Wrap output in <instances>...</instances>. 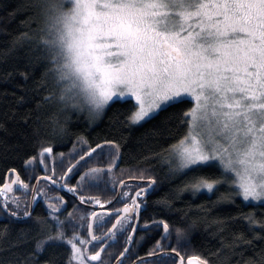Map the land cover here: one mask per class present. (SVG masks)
<instances>
[{
    "label": "snow or ice",
    "instance_id": "obj_1",
    "mask_svg": "<svg viewBox=\"0 0 264 264\" xmlns=\"http://www.w3.org/2000/svg\"><path fill=\"white\" fill-rule=\"evenodd\" d=\"M35 8L42 24L34 36L24 35L42 49L44 76L58 89L42 79L33 90L37 119L50 103L90 122L131 104L129 127L175 110L184 131L157 155L167 179H179L176 193L239 199L253 211L230 217L238 225L231 244H264V0H36ZM52 124L63 137L65 125L58 118ZM34 136L0 179L7 220L0 238L14 234L0 249V264H213L184 254L193 225L144 218L163 180L119 168V141L92 146L79 136L66 155L41 138L39 125ZM125 171L140 183H126ZM93 189L109 195L102 199ZM40 203L43 215L36 214ZM155 204L171 208L167 197ZM118 237L123 243L112 254ZM56 247L65 248L59 259L49 254ZM249 264H264V256Z\"/></svg>",
    "mask_w": 264,
    "mask_h": 264
},
{
    "label": "trees",
    "instance_id": "obj_2",
    "mask_svg": "<svg viewBox=\"0 0 264 264\" xmlns=\"http://www.w3.org/2000/svg\"><path fill=\"white\" fill-rule=\"evenodd\" d=\"M35 4L36 0H0V179L4 178L8 165L18 162L22 150L35 144L34 134L38 125L41 138L53 141L55 150L66 155L79 136L85 137L92 146L105 140H117L121 144L122 156L119 168L144 170L146 175L151 173L163 180L161 190L148 198L150 207L144 218L168 217L171 224L181 227L193 225L189 241L183 250L186 256H208L213 264H249V261H259L260 256H264L261 251L264 244L260 241H253L251 245L231 244L232 233L238 232V225L230 217H238L241 211L251 212L252 208L245 207L239 199L237 204L218 202V198L212 197L210 193L196 196L189 192L177 194L179 179H167V166L162 164L157 154L174 143L184 131L171 115L175 110L142 126L129 127L125 118L131 104H116L106 109L98 121L90 122L81 113L71 110L63 113L58 110L56 103H50L39 110L37 119L33 101L36 93L33 90L40 91L38 85L42 79L48 81L50 91L58 92V89L52 86L51 75L44 76L47 60L42 49L34 40H29L24 35L27 33L28 36H34L38 26L42 24ZM22 74H27L28 80H24ZM21 97H24L23 101ZM57 118L66 128L63 137L53 134L52 121ZM66 166L67 163L63 165ZM60 171L61 166L57 160V174ZM41 174L43 173L38 170L37 175ZM128 175L129 172L125 171V180H129ZM18 194L23 198V193ZM92 194L99 195L102 199L109 195L101 189H93ZM55 195H64L66 200L71 201V194L60 192ZM163 197L168 198L171 208L161 211L155 201ZM45 211L46 207L41 203L36 206V214L43 215ZM218 220H227L232 226L221 231L217 225ZM5 224L6 217L0 213V228ZM244 235L247 239H252L247 232ZM13 239L14 234L0 238V249L6 250ZM118 241L111 249L112 254L120 251L123 238L118 237ZM148 246L150 245H143ZM64 253V247H56L49 254L59 259Z\"/></svg>",
    "mask_w": 264,
    "mask_h": 264
},
{
    "label": "water",
    "instance_id": "obj_3",
    "mask_svg": "<svg viewBox=\"0 0 264 264\" xmlns=\"http://www.w3.org/2000/svg\"><path fill=\"white\" fill-rule=\"evenodd\" d=\"M126 183H129V184H133V183H140V181H136V180H125Z\"/></svg>",
    "mask_w": 264,
    "mask_h": 264
},
{
    "label": "rangeland",
    "instance_id": "obj_4",
    "mask_svg": "<svg viewBox=\"0 0 264 264\" xmlns=\"http://www.w3.org/2000/svg\"><path fill=\"white\" fill-rule=\"evenodd\" d=\"M133 103H134V102H133ZM105 111H106V109H105ZM105 111H104V112H105ZM104 112H103V113H104ZM103 113H102V114H103ZM102 114H101V115H100L98 118H96V121H98V120H99V119L102 117ZM81 115H84V116H86V114H85V113H81Z\"/></svg>",
    "mask_w": 264,
    "mask_h": 264
},
{
    "label": "flooded vegetation",
    "instance_id": "obj_5",
    "mask_svg": "<svg viewBox=\"0 0 264 264\" xmlns=\"http://www.w3.org/2000/svg\"><path fill=\"white\" fill-rule=\"evenodd\" d=\"M41 175H43V174H41ZM41 183H42V182H41ZM133 184H134V183H133ZM133 184H132V185H133ZM135 184H137V183H135ZM16 195L19 196L18 192L16 193ZM41 204H42L43 207H46L43 203H41ZM102 231H106V229H104V230H102Z\"/></svg>",
    "mask_w": 264,
    "mask_h": 264
}]
</instances>
